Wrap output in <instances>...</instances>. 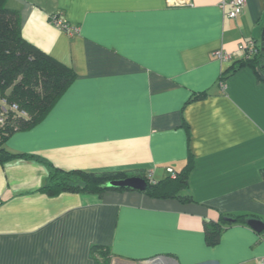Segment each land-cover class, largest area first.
I'll return each mask as SVG.
<instances>
[{
    "label": "crops",
    "instance_id": "crops-1",
    "mask_svg": "<svg viewBox=\"0 0 264 264\" xmlns=\"http://www.w3.org/2000/svg\"><path fill=\"white\" fill-rule=\"evenodd\" d=\"M224 1H8L23 36L76 78L41 122L6 142L35 158L0 163V264H101L95 246L110 249V264H263L264 231L248 221L264 222V56L257 70L235 67L241 45L263 43L264 0H246L235 19ZM57 13L79 32L62 31ZM190 155L191 201L41 192L47 163L161 180ZM222 219L234 223L210 245L206 227Z\"/></svg>",
    "mask_w": 264,
    "mask_h": 264
},
{
    "label": "trees",
    "instance_id": "trees-1",
    "mask_svg": "<svg viewBox=\"0 0 264 264\" xmlns=\"http://www.w3.org/2000/svg\"><path fill=\"white\" fill-rule=\"evenodd\" d=\"M9 0H0V102L5 99L9 106L17 104L27 116L9 108L5 123L0 124V163L5 164L18 158L33 159L32 155H21L6 148L7 140L16 132L30 129L41 122L54 108L60 98L69 89L76 78L74 71L65 64L54 59L48 53L30 43L22 33L20 12L8 7ZM76 27V26H75ZM258 44V41L256 42ZM264 51L258 44V52L251 58L241 59L236 67H253L257 70L261 65ZM224 76L222 77V82ZM208 92L196 93L189 102L207 97ZM8 106V107H9ZM49 176L41 192L49 196L62 193H80L102 195L106 191L136 190L132 187H119L115 182L129 178L126 171L89 172L83 170L65 171L47 163ZM195 160L188 157L185 167L174 171L168 177L151 183L147 174H138L144 178L148 186L141 191L153 198H176L181 201L192 200L184 195L189 189V178L194 170ZM140 191V190H136ZM234 222H247L245 216H234ZM227 221V222H226ZM220 223L206 227V237L210 245L218 243L224 225L233 220L226 219ZM232 222V223H234ZM231 223V224H232ZM93 253L97 262L110 264L113 258L110 249L95 246Z\"/></svg>",
    "mask_w": 264,
    "mask_h": 264
},
{
    "label": "built area",
    "instance_id": "built-area-1",
    "mask_svg": "<svg viewBox=\"0 0 264 264\" xmlns=\"http://www.w3.org/2000/svg\"><path fill=\"white\" fill-rule=\"evenodd\" d=\"M178 4L183 3L182 1H178ZM246 5V0H226L222 3L221 7L225 10L227 6L230 7L229 11H225L226 15L229 18L235 19L237 18L244 10ZM52 20L54 21V23L58 24L59 27L62 29V31H64L66 34L69 35H75L79 32V28L78 27H73L71 25H69L67 22L62 21L59 18V14H54L52 16ZM241 51L244 52L245 57L251 58L253 57L255 54H257L258 52V44L254 41V40H250L247 41V43H245L244 45L240 46ZM213 57L216 58L217 60L221 61V62H230L233 60V56L224 51V50H217L215 52H213ZM221 87L223 89L226 88V84L224 82L221 83ZM7 104V101L5 99H3L0 102V124H4L5 120H6V115L9 112V108L13 111L19 112V114L21 116H27V113L25 111H21L18 107L17 104H13L11 106H9ZM170 174H174V171L172 169L168 170ZM147 179L151 182V183H155L157 180L155 179V175L154 172H148L147 174ZM153 260H148V262H145L146 264H150V262H152ZM263 264H264V258H263Z\"/></svg>",
    "mask_w": 264,
    "mask_h": 264
},
{
    "label": "water",
    "instance_id": "water-1",
    "mask_svg": "<svg viewBox=\"0 0 264 264\" xmlns=\"http://www.w3.org/2000/svg\"><path fill=\"white\" fill-rule=\"evenodd\" d=\"M262 49L264 50V31L262 34ZM114 185L119 187H132L136 190L144 191L146 190L148 183L144 178H141L139 176L129 177L125 180L115 182ZM248 225L252 227L257 232H263L264 231V222L258 221V220H249Z\"/></svg>",
    "mask_w": 264,
    "mask_h": 264
},
{
    "label": "rangeland",
    "instance_id": "rangeland-1",
    "mask_svg": "<svg viewBox=\"0 0 264 264\" xmlns=\"http://www.w3.org/2000/svg\"><path fill=\"white\" fill-rule=\"evenodd\" d=\"M144 262H148V260H146V261H144ZM143 262V263H144ZM138 264H142V263H140V262H137ZM126 264H130V263H126ZM144 264H146V263H144Z\"/></svg>",
    "mask_w": 264,
    "mask_h": 264
},
{
    "label": "bare ground",
    "instance_id": "bare-ground-1",
    "mask_svg": "<svg viewBox=\"0 0 264 264\" xmlns=\"http://www.w3.org/2000/svg\"><path fill=\"white\" fill-rule=\"evenodd\" d=\"M157 260H153L152 262H150V264H155Z\"/></svg>",
    "mask_w": 264,
    "mask_h": 264
}]
</instances>
